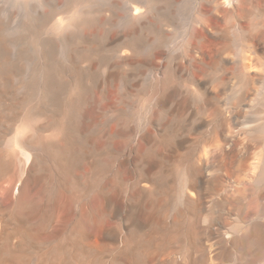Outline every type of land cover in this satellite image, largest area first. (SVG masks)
I'll use <instances>...</instances> for the list:
<instances>
[{"label":"bare ground","instance_id":"1","mask_svg":"<svg viewBox=\"0 0 264 264\" xmlns=\"http://www.w3.org/2000/svg\"><path fill=\"white\" fill-rule=\"evenodd\" d=\"M193 2L181 116L179 2L0 0V264H264V0ZM228 38L237 82L203 85Z\"/></svg>","mask_w":264,"mask_h":264},{"label":"rangeland","instance_id":"2","mask_svg":"<svg viewBox=\"0 0 264 264\" xmlns=\"http://www.w3.org/2000/svg\"><path fill=\"white\" fill-rule=\"evenodd\" d=\"M15 1L16 0H12V2L14 4H15ZM175 1L179 2V4L177 5V7H175V14L173 16V18H174L173 24L171 27L165 28V31H162V33L166 34L169 37V41L171 44V47H169L167 50H165L164 53L167 55V53L169 52L170 57L174 61V66L176 69V71H173V72H174V74L175 73L177 74V82H174V81H176V78H174L173 85H171L170 86L171 88L168 89L166 92L167 95L168 94H170V95H168L169 97L167 95L166 96L168 98L172 97V98H170V99H172L171 105L176 106V109L182 113V114L180 113L181 116L182 115L187 116V114L191 110H190V104H188V101L186 100L188 97L185 95H189L186 92H191V90L189 89V87H188L189 85L187 84V82H186L187 80H185V79L188 78V73L190 72L189 71L190 70V66H189V58L190 57L189 56H191V54L187 51V49H186L187 54L185 53L186 52L185 51L186 46H185V41H184V32H185L187 25L189 24V22L193 18V15L195 14V10H194V6H193L194 5L193 0H175ZM222 24H223V27L226 31L230 32L232 30V23H229V22L227 23V21H224ZM224 24H225V26H224ZM229 32L227 34H229ZM229 38L227 39V41L228 42L230 41V43L226 42V43H228L226 46L223 45V46L218 47V48H221V50H222L221 56L219 57V56L215 55L213 57V55H212L213 59H211L209 61V64H211V65L206 67L205 70L198 72V74L197 73L193 74L192 77L203 82L202 83L203 85L213 84L217 88H221L218 85H219V83H221L220 81H222V85H224L223 89L224 88L226 89L227 87H228L227 89H230L231 85H233L231 83L237 82L236 77H235L236 74H234L235 72L233 70H231L233 68V66H232V63L230 62L231 61L230 59H232V57L235 55V48L232 47L231 40ZM161 65H162V67L166 68V67H168V62L165 60V61L161 62L160 66ZM136 84L138 85V87H146V82H145L144 78H141ZM138 87L136 89H133L132 91L134 93L132 95L127 96V98L125 99V102L127 104L138 105L139 102H141V100L145 97L143 94H139L137 92ZM182 92H185V93H182ZM230 92L231 91H228V93H230ZM87 94L88 93H82L81 94V97H83L82 95H85L84 97L86 99H87V97H89L87 100L89 102V104H87L88 102H86L84 97L81 99L84 104H87V105H85L86 107H84L85 109H83V112L85 111L84 114H86L87 116L91 113L90 114L91 116L89 115V117H92V115H95V113H94L95 111L92 112V110L95 108L93 106H95L97 103L96 102L97 101V98H96L97 94L95 95V98H96L95 103L93 101L94 99H92V96H94V95L93 94L87 95ZM250 94H253L251 88H250ZM93 103H94V105H93ZM91 108H92V110H91ZM126 109L129 110L128 107ZM135 109H137V108H135ZM86 111H87V113H86ZM89 111H91V112H89ZM77 113L78 112H76V108H75L74 109V116H76ZM123 145H124V143L118 144L119 147H123ZM9 173H8V177H5L6 179L3 178V180L0 182V197H1L0 199H2V196H1L2 193H4V192L7 193L6 190H7V188H9L11 186L12 181L18 180L19 179L18 177H20L18 168L14 169V171L12 170ZM134 175H135L134 166L130 165V164L127 165V167L124 170V174H123L124 178L125 179H129V178L131 179V177L133 178ZM30 192H31V188H27L26 193L30 194ZM36 203H37L38 209L44 208V201H43L42 196H38L36 198ZM63 204H64L63 205L64 207H62L63 208L62 210H66V209L71 207V206L69 207L70 203L68 201L63 202ZM65 206L68 208L64 209ZM27 212H25V213L23 212L21 214L22 216L19 215L20 212H18L19 214L15 213V214H17V218H19V219H16V216H15V220H18L17 223L20 224V221H21L22 224H26L23 221L27 219L25 217ZM23 215H24V217H23ZM21 217L23 218L22 220H21ZM162 258H163L162 260H166L167 256L164 255V256H162Z\"/></svg>","mask_w":264,"mask_h":264}]
</instances>
